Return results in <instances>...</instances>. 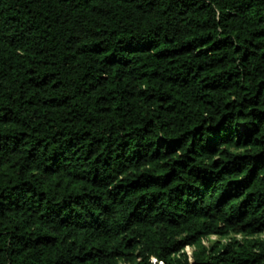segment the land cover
I'll return each instance as SVG.
<instances>
[{
	"label": "trees",
	"instance_id": "16d2710c",
	"mask_svg": "<svg viewBox=\"0 0 264 264\" xmlns=\"http://www.w3.org/2000/svg\"><path fill=\"white\" fill-rule=\"evenodd\" d=\"M159 263L264 264V0H0V264Z\"/></svg>",
	"mask_w": 264,
	"mask_h": 264
},
{
	"label": "rangeland",
	"instance_id": "374dc122",
	"mask_svg": "<svg viewBox=\"0 0 264 264\" xmlns=\"http://www.w3.org/2000/svg\"><path fill=\"white\" fill-rule=\"evenodd\" d=\"M230 236H234V235H230ZM211 239L214 240V239H216V237L212 236ZM159 264H161V263H159Z\"/></svg>",
	"mask_w": 264,
	"mask_h": 264
}]
</instances>
